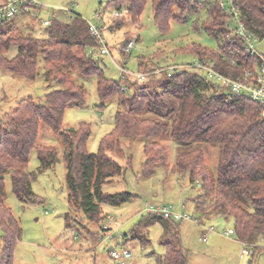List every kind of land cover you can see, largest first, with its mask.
<instances>
[{"label": "trees", "instance_id": "1", "mask_svg": "<svg viewBox=\"0 0 264 264\" xmlns=\"http://www.w3.org/2000/svg\"><path fill=\"white\" fill-rule=\"evenodd\" d=\"M147 1L109 0L108 4L125 11L123 18L115 19L117 24L125 17L138 23ZM150 2L152 20L160 33L167 32L172 20L184 21L185 13L197 14L202 8L205 11L201 28L216 40V49L191 43L174 53L213 60L216 71L233 78L242 77L246 70L254 71L252 65L259 63L255 55L244 50L236 28L239 22L260 41L264 40V0H234L239 11L238 22L232 12L225 13L221 0ZM50 26L56 31L49 32L46 38H37L23 34L11 19L0 22V68L27 80H35L40 75L48 87L55 86L45 93L43 104L34 103L31 97L21 99L0 120V264H13L15 243L21 235L19 221L5 203L4 175L9 173L12 190L19 201L39 202L32 182L37 174L59 160L55 147L37 144L40 124L49 127L62 142L71 210L82 212L89 222L99 223L100 239L102 233L112 232L107 215L103 218L102 205L118 206L135 197L126 191L102 190L103 185L113 182L125 169L108 151L116 148L120 152L117 146L120 137L144 138L141 175L150 176L162 167L186 177L189 185H195V195L190 200L198 214L197 221L210 215L231 218L233 234L247 245L251 255L247 264H252L255 254L264 251V104L248 95H232L192 69L175 72L171 77H166L164 72L157 77L153 73L147 75L148 83L124 80L128 87L125 91L120 88V79L115 81L104 75L97 62L98 54L87 55L88 48L96 45L97 40L85 20L74 14L70 25L54 20ZM129 40L118 49L120 61L117 63L125 68L132 50H126ZM12 45L17 46V53L8 57ZM141 58H137L136 72L156 69L155 62L149 65ZM91 77L96 80L99 99L112 96L116 99L113 127L101 138L96 153L86 148L91 134L89 123L63 126L65 108L83 103L84 83ZM164 136L186 144H216L215 173L207 168L204 151L199 147L182 150L170 165L167 150L158 140ZM33 149L39 165L36 171L30 172L28 162ZM148 215L149 221L142 217L139 223L158 222L163 227L160 242L164 253L158 262L188 264V252L181 244L179 220L157 213ZM69 219L70 214L66 213L67 226H70ZM75 221L81 224L77 218ZM106 222L108 229L104 230L101 224ZM144 237L140 236L142 244L149 242Z\"/></svg>", "mask_w": 264, "mask_h": 264}, {"label": "rangeland", "instance_id": "2", "mask_svg": "<svg viewBox=\"0 0 264 264\" xmlns=\"http://www.w3.org/2000/svg\"><path fill=\"white\" fill-rule=\"evenodd\" d=\"M41 4L35 16L18 14L11 19L16 22L23 34L37 38H46L54 26H44L42 21L70 25L74 14L82 20L96 24L102 31L115 62L120 61L119 47L128 39L135 41V47L126 58V67L137 71V58L146 60L149 65L155 62L157 67L168 63L192 61L195 56L174 53V50L186 48L191 43H199L210 49H216V40L201 28L205 20L202 8L197 14L185 13L184 21L172 20L166 33H160L152 20L151 2L147 1L138 23H132L127 17L117 24L111 14L109 0H38ZM204 1V0H197ZM226 2L227 0H223ZM1 4V3H0ZM96 12L103 13L98 19ZM85 32H87L85 30ZM258 52L264 54V40L255 44ZM89 49V48H88ZM161 52L160 55H156ZM17 53V46L12 45L8 57ZM97 55V54H96ZM98 64L104 75L112 80H119V71L107 56H99ZM39 64L41 61L39 58ZM155 68V67H153ZM160 76L158 72L156 75ZM148 83V77L145 79ZM85 94L80 106H67L63 115L64 127H75L81 122L90 124L91 134L86 144L87 151L96 153L101 138L109 132L114 124L116 110L115 96L101 100L96 92V80L91 77L85 81ZM55 86L43 82L41 76L27 80L14 76L0 68V120L24 98L31 97L36 104L44 103V95ZM168 153V163H175L178 154L189 147H199L204 151L205 164L209 171L215 173L218 156L216 144L201 142L186 144L177 142L167 136L158 139ZM146 139L120 137L117 146L120 152L108 151L121 166L124 172L113 182L105 184L102 190L106 193L130 192L135 195L130 202L112 206L102 205L103 218L112 217L110 222L113 238H99V223L89 222L80 211H72L67 198L65 183V163L62 159V142L45 124H40L37 144L56 148L59 160L54 166L36 175L32 189L39 202L23 203L15 196L9 173L4 175L6 205L19 221L21 235L15 243L13 264H118L110 258V249L126 247L132 251L127 264H160L158 258L164 253L160 239L163 227L158 222L145 225L139 221L149 215L146 205H171L174 209L186 212L191 219L179 221L182 247L188 252V264H247L251 255H241L243 245L235 234H226L233 229V220L220 215H210L197 221L198 214L190 198L195 195V185H188L186 177L165 170L155 169L153 174L141 175V164L144 161L143 145ZM39 165L35 149L29 155L28 170L36 171ZM184 205V208H182ZM70 214L67 226L65 214ZM77 218V224L75 221ZM73 219V220H72ZM145 220V221H146ZM213 227L214 231L207 232ZM149 242L142 244L140 236ZM206 240H202L203 236ZM255 264H264V251L258 253Z\"/></svg>", "mask_w": 264, "mask_h": 264}, {"label": "built area", "instance_id": "3", "mask_svg": "<svg viewBox=\"0 0 264 264\" xmlns=\"http://www.w3.org/2000/svg\"><path fill=\"white\" fill-rule=\"evenodd\" d=\"M220 6L224 8L226 14L229 12L233 13L235 20L239 19V11L235 6L234 0H227L224 2L221 0ZM41 4L38 0H4L0 5V22L8 19H12L16 15L24 12L35 16ZM103 13L96 12L95 16L99 19ZM111 14L116 17H123L125 14L124 10H118L112 8ZM44 26L51 24L50 19H44L42 21ZM88 30L97 40V44L89 47L87 50L88 56L98 54V56H107L115 64L119 71L120 88L128 91L127 85L124 80H136L137 82H143L147 75L153 73L164 72L166 77H171L175 72L184 70H195L203 75L208 80L218 84L222 89L226 90L232 95H248L252 100L264 104V54L257 51L255 44L260 42L259 38L245 29V27L238 22L236 32L241 36L244 45V50L250 54L255 55L259 59V63L255 62L252 65V70H246L242 77H231L224 75L216 71L213 67V60L206 58H194L192 61H186L183 63L167 64L166 66L158 67L151 72H135L131 71L124 66H121L113 60L110 49L107 45V41L102 35L101 29L92 22H87ZM230 39V37H228ZM135 47V41L129 40L126 44V50L133 49ZM233 61V60H232ZM148 213H157L166 218H172L175 220H190L191 217L180 209H174L171 205L152 206L146 205ZM107 217V216H106ZM112 217H107V222H111ZM101 224V228L104 230L108 229V223ZM214 231L213 227H210L207 232ZM228 234H233V229L227 230ZM112 232H106L101 234V239L108 240L113 238ZM202 240H206L204 235ZM243 254H248L249 250L247 245L243 243ZM110 258L114 259L118 264H127V261L132 257V251L126 247H120L119 249L113 248L108 251Z\"/></svg>", "mask_w": 264, "mask_h": 264}, {"label": "crops", "instance_id": "4", "mask_svg": "<svg viewBox=\"0 0 264 264\" xmlns=\"http://www.w3.org/2000/svg\"><path fill=\"white\" fill-rule=\"evenodd\" d=\"M4 2V0H0V3L2 4ZM0 4V5H1ZM182 208H184V205H182ZM226 234H228L227 232H226ZM228 235H232V234H228ZM241 243V242H240ZM242 245H243V243H242ZM261 252V251H260ZM243 253H241V255H242ZM243 255H250L249 253L248 254H243ZM258 255V254H257Z\"/></svg>", "mask_w": 264, "mask_h": 264}, {"label": "water", "instance_id": "5", "mask_svg": "<svg viewBox=\"0 0 264 264\" xmlns=\"http://www.w3.org/2000/svg\"><path fill=\"white\" fill-rule=\"evenodd\" d=\"M186 184L188 185V182H187ZM257 254H258V253L255 254L254 259H253V263H252V264H255V260H256Z\"/></svg>", "mask_w": 264, "mask_h": 264}]
</instances>
